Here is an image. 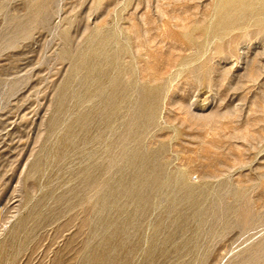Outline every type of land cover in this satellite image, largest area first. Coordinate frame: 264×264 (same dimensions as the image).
Returning <instances> with one entry per match:
<instances>
[{
    "label": "rangeland",
    "instance_id": "rangeland-1",
    "mask_svg": "<svg viewBox=\"0 0 264 264\" xmlns=\"http://www.w3.org/2000/svg\"><path fill=\"white\" fill-rule=\"evenodd\" d=\"M0 264H264L261 1L0 0Z\"/></svg>",
    "mask_w": 264,
    "mask_h": 264
},
{
    "label": "bare ground",
    "instance_id": "bare-ground-1",
    "mask_svg": "<svg viewBox=\"0 0 264 264\" xmlns=\"http://www.w3.org/2000/svg\"><path fill=\"white\" fill-rule=\"evenodd\" d=\"M257 1H261L262 2V4L264 5V0H257ZM243 6V5H242Z\"/></svg>",
    "mask_w": 264,
    "mask_h": 264
}]
</instances>
